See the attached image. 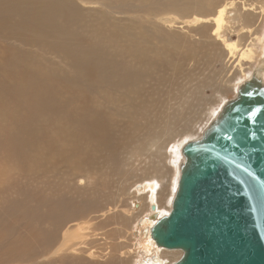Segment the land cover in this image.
Returning a JSON list of instances; mask_svg holds the SVG:
<instances>
[{
    "label": "bare ground",
    "instance_id": "1",
    "mask_svg": "<svg viewBox=\"0 0 264 264\" xmlns=\"http://www.w3.org/2000/svg\"><path fill=\"white\" fill-rule=\"evenodd\" d=\"M209 6L211 7L209 12H213L210 20L215 23V28L211 30V35H207L205 29H199L198 41L192 40L191 46L198 47V57L203 60L204 57L213 55L207 46L209 39L212 38L218 43L226 61V64L223 63V70L217 73L224 75V78H219L221 82L227 85L226 77L232 76L227 65L234 59L238 62L235 66L236 74H239L238 77L241 76L235 83L234 79L229 80L234 90L239 87L241 89L247 82L258 87L260 85L264 89V33L260 37V33L264 32V0H209ZM49 14V11L37 8L36 12L28 17V22L38 28L48 27ZM24 15L25 13L20 10L11 9L3 0V6L0 7V27H7L12 18L24 23ZM236 32L244 39V48L241 50L238 44L240 37L237 36L236 40L230 38ZM88 50L87 60L84 62L86 74L91 84L98 77L99 83L96 82L95 87L99 89L89 98L93 100L97 97L96 102H92L95 107L89 111L93 116L90 119L88 117L80 119L74 127H70L67 122L63 125L48 126L51 123L50 116H55L64 109L63 104L56 102L57 94L54 89L45 86L47 79L51 78L54 83V78H59L56 76L58 72L46 68L49 74L47 75L36 72L39 67L34 64L25 65L22 61L12 59L0 61V92L10 96L7 100L10 102L9 106L29 109V112L16 122L11 121L8 115L7 122L6 118L0 117V154L12 160L10 165L13 172H0V264H54V260H57L58 264L81 262L78 259L74 262V258L58 257L57 253L63 249L67 252V242L72 238V234L75 235L72 233L73 230L70 231L71 227L68 228L69 224L74 223L73 227L81 228L85 225L81 219L101 211L98 198L95 197V193L97 195L100 193L93 191L88 200L83 197L80 202L75 201L70 193L76 192V183L82 184L84 178L89 182L93 178L91 174L101 171L102 166L99 165L98 168L96 160L107 167L108 155L116 148H120L114 156L116 163L124 162L128 157L137 160L140 156L147 155L150 158H157L158 161L166 159L168 168L173 170L169 183L172 188L174 187V193L173 191L169 193L165 207L158 203L157 183L151 179L154 175L158 181L170 177L166 176V171L161 172L159 164L144 168L146 172L145 177L143 174L144 179L134 186L135 193L145 194L150 203L147 220L141 222L143 228L140 230L141 238L138 245L143 259H139L140 264L178 262L177 260L168 263L162 251L180 253L183 256L180 250L159 247L151 239L150 229L171 211L181 168L186 160L182 154V147L188 143L185 140L199 141L216 125L226 106L225 98H220L225 90L218 84V87H213L216 84L211 83L200 87L198 84L195 85L197 89L194 91L198 97H202L203 89L211 87L217 97L216 101H219L218 105L223 104L219 110V106H214L210 111L206 120L209 123L201 135L197 138L190 137L195 136L191 131L192 127L203 118V114L200 116L197 111L200 101L203 100H198V106L189 103L171 114L165 111L168 108L164 104L154 108L152 112L151 104H154V101L150 100L149 92L141 90L139 86V83L145 77H150L152 72L155 74L160 72L169 60L158 58L153 52L150 57L147 49L137 38L135 47L137 55L125 56L124 49L109 51L95 45H90ZM181 57V54L176 53V59ZM144 58H148L149 61ZM16 59H19V56ZM243 60L248 62L244 63L253 66L247 69V73L241 65ZM252 60H257L256 64H253ZM157 78L158 81H162V77ZM134 84L139 91L135 90ZM107 90L117 91V98L107 97ZM101 99L111 105H114L113 102L123 103L124 109L119 113L110 114L109 106L104 105ZM100 108L103 112L96 114ZM139 110L144 113H140ZM195 115L200 117L194 122ZM117 118L124 120L119 122ZM181 120L182 133L167 131L168 122ZM192 121L194 123H191ZM135 132L140 135L135 139L138 144L134 149H127L124 141L133 139L131 134ZM182 135L188 136L184 138L185 142L181 141L175 145V140ZM86 144L89 145L88 148ZM167 148L170 150L168 158L165 156ZM17 165L19 169H16ZM122 168H116V171L123 182L124 176L127 175L124 171L126 168L123 172ZM3 179H6V186L1 189ZM122 188L120 195L126 191ZM112 203V197L107 195L108 209ZM138 205L140 206L135 205V209L139 208ZM152 205L155 206V211L151 210ZM110 247L112 249V246ZM41 259H45L44 262H39Z\"/></svg>",
    "mask_w": 264,
    "mask_h": 264
},
{
    "label": "rangeland",
    "instance_id": "2",
    "mask_svg": "<svg viewBox=\"0 0 264 264\" xmlns=\"http://www.w3.org/2000/svg\"><path fill=\"white\" fill-rule=\"evenodd\" d=\"M5 4H9L13 10L25 13V22L20 23L12 18L7 27H0V61L12 59V61H22L25 65L34 64L39 67L36 72L47 75L49 74L46 68L52 69L58 72L56 76L61 78H54V83L51 78L45 82V86L56 92V102L64 106L58 114L50 116L49 127L63 125L66 122L70 127H74L80 119L87 117L90 119L93 116L89 111L95 107L92 102H96L97 97L93 100L89 98L99 88L95 87L98 77L91 84L84 65L90 45H95L97 48L104 47L109 51L124 49L125 56L137 55L135 52L137 38L147 49L150 57L153 52L155 56L158 55V58L169 60L160 72L157 74L152 72L150 77H145L139 83V86L141 90L149 92L150 100L154 101V104H151L152 112L154 108L164 104L168 108L165 111L171 114L189 103L193 105L195 103L194 106H198V100H203L200 101L197 110L200 116L203 114V118L192 127L191 131L195 136L190 135V137L197 138L201 135L202 130L209 123L206 120L210 111L214 106H219V101H216L217 97L211 87L203 89L202 97H198L194 91L197 89L195 85L198 84L200 87L211 83L216 84L213 87H218L217 84L221 86L225 90L220 97L225 98L224 105L235 100L239 93L240 87L234 90V86L229 81L234 79L235 83L241 77L236 74L235 66L238 63L236 60L233 59V62L227 65L232 76L231 79L226 77L228 82L225 85L219 80L224 78V75L217 74L218 71L223 70V63L226 64L224 53L221 52L218 43L212 38L209 39L207 46L212 50L213 55L204 57L203 60L198 57V47L191 46L192 40L198 41L199 29L203 28L207 35H211V30L215 28V23L210 20L213 12H209L211 9L209 0H5ZM2 6L3 0H0V7ZM37 8L49 11L48 27L38 28L28 22V17L36 12ZM263 33H260V37ZM237 36L239 35L236 32L230 38L236 40ZM239 37L238 44L241 50L244 48V39ZM176 53L181 54L182 57L176 59ZM17 56L19 59H16ZM144 59L149 61L148 58ZM256 61L251 62L256 64ZM244 62L247 61H241V65L247 73L253 66ZM157 76L162 77V81H158ZM135 90L139 91L136 87ZM116 95L117 91L107 90V97L110 99H116ZM9 97L0 92V117L6 118L7 122L8 115L11 121L16 122L27 114L29 109L9 106L10 102L7 101ZM101 102L109 106L110 114L119 113L124 109L123 103L113 102L114 105H111L104 99H101ZM102 108L96 114L102 113ZM139 112L144 113L142 110ZM200 116L195 115L193 121L195 122ZM116 120L120 122L124 119ZM193 121L191 123H194ZM181 122L182 120L168 122L167 131L182 133L183 123ZM183 133L185 134V131ZM131 136L133 139L124 141L127 149L136 148L138 143L135 139L140 135L135 132ZM185 137L188 136L182 135L176 139L175 145L181 141L189 142V140L184 141ZM85 146L89 147L88 144ZM119 149L116 148L109 153L107 167L96 160L97 167L102 166L101 171L91 174L93 178L89 182L84 178L82 184L76 183V192L70 193L75 201L80 202L83 197L88 200L93 195V191H99L100 194L95 193V197L98 198L101 211L81 219L85 224L81 228L73 227L74 223L68 225L75 235L72 234V238L67 242V252L65 249H63L65 251L60 250V254L57 253L58 257L74 258V262L76 259L81 260L78 264H140L139 259H143L138 241L141 238L140 230L143 228L141 222L147 220L150 203L145 194L135 193L134 186L144 179L143 174H146L144 168L159 164L161 172L166 171V176L170 177L158 181L154 175L151 179L157 183L158 203L165 207L169 193L172 191L174 193V187L172 188L169 183L173 170L168 168L166 159L162 158L158 161L157 158H150L147 155L139 157L142 163L138 160L139 158L135 160L131 157L126 158L124 162L116 163L114 156ZM169 155L170 150L167 148L165 156L168 158ZM11 161L0 154V172H12ZM119 167H123L122 172L126 168L124 170L127 175V177L124 176L126 181H121L116 171ZM16 169H19V165ZM6 179L1 180V189L6 186ZM122 187L126 191L120 195ZM107 195L113 199V208L109 206L108 209ZM136 204H140L137 209H135ZM106 234H108L107 237ZM70 245L71 248L76 246L74 248L76 252L70 248ZM166 252L162 251V255L168 263L179 261L182 257L180 253ZM44 260L41 259L39 262ZM54 264H58L57 260H54Z\"/></svg>",
    "mask_w": 264,
    "mask_h": 264
},
{
    "label": "water",
    "instance_id": "3",
    "mask_svg": "<svg viewBox=\"0 0 264 264\" xmlns=\"http://www.w3.org/2000/svg\"><path fill=\"white\" fill-rule=\"evenodd\" d=\"M182 154L171 211L151 239L183 252L175 264H264V89L244 84Z\"/></svg>",
    "mask_w": 264,
    "mask_h": 264
}]
</instances>
